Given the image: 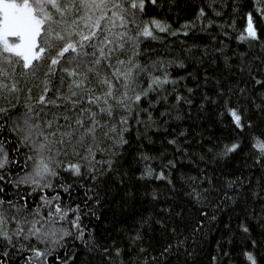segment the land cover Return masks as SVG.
Here are the masks:
<instances>
[{
    "label": "snow or ice",
    "instance_id": "1",
    "mask_svg": "<svg viewBox=\"0 0 264 264\" xmlns=\"http://www.w3.org/2000/svg\"><path fill=\"white\" fill-rule=\"evenodd\" d=\"M0 264H264V0H0Z\"/></svg>",
    "mask_w": 264,
    "mask_h": 264
},
{
    "label": "trees",
    "instance_id": "2",
    "mask_svg": "<svg viewBox=\"0 0 264 264\" xmlns=\"http://www.w3.org/2000/svg\"><path fill=\"white\" fill-rule=\"evenodd\" d=\"M244 23V20L242 18H237V27H242ZM209 134V133H206ZM217 135H219V132H217Z\"/></svg>",
    "mask_w": 264,
    "mask_h": 264
}]
</instances>
